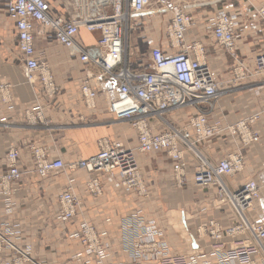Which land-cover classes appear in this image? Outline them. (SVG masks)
<instances>
[{"label":"built area","instance_id":"built-area-1","mask_svg":"<svg viewBox=\"0 0 264 264\" xmlns=\"http://www.w3.org/2000/svg\"><path fill=\"white\" fill-rule=\"evenodd\" d=\"M75 1V0H74ZM153 0H76L75 13L70 15L60 14L46 0H0L6 5V15L14 23V35L23 51V73L28 82H38L41 91L46 97H51L56 90L55 78L49 63L44 59L43 54L37 56L31 54L32 41L36 34L50 33L54 40L67 48H72L78 55L80 62L84 65L92 64L101 70L114 81V102L111 103V111L116 119H128L133 126L142 123L148 126L150 117H157L161 120L163 110H170L179 105L196 108L200 115L197 119L201 125H209L206 122V114L201 111L211 106L216 99V86L218 81L210 67L206 55V46L197 39H187V33L198 22L193 11L203 4L197 5H172L166 3L156 10H151ZM247 4L261 17L264 18V6L255 8L254 0H246ZM168 14L162 36L152 41L148 47L147 66L137 63L136 67L127 60L128 50L131 54L129 44V30L145 16L156 14ZM206 28L210 32L211 39L226 54L234 55L238 33L236 28L239 21L235 13L225 8L218 7L211 11L205 18ZM80 28L88 32H96L98 36L93 45L86 46L80 41L78 35ZM235 64L231 68L229 82L235 84L238 80L248 77L264 75V52L259 53L254 59V68L249 70L239 63L234 55ZM100 85L105 88L106 83L100 79L99 74L89 68H85L81 80L83 91V103L88 108H93L94 103L89 102L96 94L93 87ZM11 84L0 82V95H9ZM94 98V97H93ZM3 100V101H2ZM3 103L9 100L2 99ZM93 101V100H92ZM27 112V111H26ZM264 113V106L262 108ZM258 114L247 117L245 128L250 129ZM189 120L190 127L196 128L195 122ZM217 127L208 128L206 136L220 130L219 122H214ZM211 125V126H214ZM210 126V125H209ZM165 128V127H164ZM176 129L178 132H172ZM186 128L170 127L161 134H153L148 142L144 137L139 136L140 152L158 151L172 148L180 150L177 143L194 153L190 146V132ZM179 139V140H178ZM191 140V139H190ZM257 136L251 132L250 139L242 141L244 144L249 141H256ZM195 146L196 141H191ZM194 144V145H193ZM196 147V146H195ZM97 154L87 160L78 162H66L60 158L50 160L48 153H40L31 150L36 165V173L41 177L51 175H67L68 171L84 170L89 174L103 171L111 173L117 170L119 177L124 179L123 184L127 189L132 188L135 181V158L131 149L125 148L120 142L111 141L108 138H101L97 141ZM178 158L177 155H173ZM18 154L14 148H9L5 154L6 170L0 172V205L3 212L10 215L12 212L13 195L16 192V183L23 175L18 166ZM176 165V164H175ZM174 165V166H175ZM196 177L197 183L210 185L215 183L216 176L222 173H230L233 170L232 163L228 159L220 160L215 168L209 171L200 172ZM72 182L68 179V183ZM91 190L98 192L95 184H89ZM251 188V189H249ZM226 188L219 184L218 196L222 201L226 200L232 206L233 223L230 227H220L217 220L210 219L205 224L197 227L195 236L197 240L204 242L203 247L189 254L188 258L182 255L168 256L166 246L157 242L152 236V227H147V234L152 238L144 239L145 245L154 247V251L148 250L131 238H122L119 248L122 251H135L134 247H142L147 254L140 258L144 260L159 262L156 264H264V223L250 220L245 215L244 206L238 200L231 198V195L240 193L239 197L248 199L257 197L258 193L253 182L248 183L242 190L231 194ZM251 191L246 194L247 191ZM243 193V195L241 194ZM58 212L55 217L59 220L71 219L78 209V201L68 191H60L56 198ZM243 212V213H242ZM0 221V247L4 246L12 251V256L5 264H27L30 261L28 253L21 250L16 243L19 241L16 224ZM90 228L82 225L72 237H80L82 243L89 241L85 234ZM84 235V237H83ZM229 239V240H228ZM88 252H92L91 249ZM105 254L97 253L95 264H102ZM84 260V259H83ZM84 264H93L84 260Z\"/></svg>","mask_w":264,"mask_h":264},{"label":"crops","instance_id":"crops-1","mask_svg":"<svg viewBox=\"0 0 264 264\" xmlns=\"http://www.w3.org/2000/svg\"><path fill=\"white\" fill-rule=\"evenodd\" d=\"M47 1L52 6L55 3L62 11L67 8L62 6V0ZM165 3L203 4L193 11L198 22L188 31L187 39H197L205 44L210 67L220 86L224 87V93L215 104L217 115L231 122L259 108L264 103V75L238 80L234 85H230L229 80L231 68L235 64L234 55L240 64L252 70L255 57L264 52V18H261L246 0H167ZM253 5L255 8L262 7L264 0H254ZM218 7L237 15L239 24L236 31L239 36L234 55L224 53L211 39L206 28V16ZM12 23L11 21V25L0 33V82L12 85L13 95L12 107L0 102V172L6 170L5 153L13 146L19 151V164L24 174L15 185L12 213L4 216V208L0 205V216L8 219L12 217L13 221L21 224L25 231V241L32 243L33 257L38 262L69 264L72 262L73 252L80 248L79 243L69 237L76 228L79 218L59 221L53 212L56 194L58 190L64 189L68 176L75 177L74 187L81 202L83 217L105 230L106 239L112 246H116L124 217L137 208H142L146 217L155 218L163 224L172 257L185 255L191 249L203 247V241H194L192 238L194 236L191 231L194 232L195 224L198 222L212 217L225 225L232 220L229 209L217 205L212 190L197 191L190 181L181 186L173 185L170 161L163 153L137 154L140 170L149 191L146 199L122 191L108 178L103 181L104 195L95 199L84 191L78 171H68L66 176L60 174L38 179L31 171L33 162L28 153V144L31 142L49 148L51 157L72 161L95 154L98 150L96 143L98 138L106 137L134 147L137 144V134L127 122L115 120L105 110L101 93L94 109H87L77 101L76 94L85 68L99 74L100 79L109 87L115 85L114 81L102 74L98 67L82 64L73 50L56 42L50 33L35 35L31 54L33 56L43 54L52 68L58 91L52 100L41 98L44 107L42 121L36 125L24 122L21 118L22 109L34 105L35 94L40 87L38 82L31 84L24 76L22 68L24 54L14 35L15 27ZM97 36L98 33L88 32L84 28H80L78 35L82 44L86 46L93 45ZM189 113L190 109L184 108L167 116L182 122ZM255 128L259 132V141L256 143L239 147L230 138H213L200 145L212 159L228 151H240L244 155V171L228 179L231 187L238 186L250 178L258 183L264 181V118L255 125ZM165 192L169 194L166 195ZM171 192L174 194H170ZM169 212L171 214H168ZM167 214L170 219H165ZM247 215L257 222L264 223V191ZM172 223L185 228V233L190 237L188 244L180 240L177 228ZM114 248L111 254L114 264H131L128 258L116 249L117 247Z\"/></svg>","mask_w":264,"mask_h":264},{"label":"bare ground","instance_id":"bare-ground-1","mask_svg":"<svg viewBox=\"0 0 264 264\" xmlns=\"http://www.w3.org/2000/svg\"><path fill=\"white\" fill-rule=\"evenodd\" d=\"M72 1H73V4L75 5L76 0L75 1L72 0ZM153 1H155V0H153ZM159 1H161V0H157V2H159ZM172 5H177V4H172ZM5 8H6V5H5ZM65 48H67V47H65ZM67 49L73 50L72 48H67ZM29 83L34 84L36 82H33V83L29 82ZM230 85H232V84H230ZM39 87H40V84H39ZM54 87H56V90H55V93L51 97L44 96V94L41 91L42 88L40 87L38 93L35 94L34 105L31 108L22 109L21 118H22V120H24V122H26L27 124L36 125L37 122H40L43 120L42 116H43L44 107L41 103V98L48 100V101L52 100L56 96V93L58 91L56 84L54 85ZM11 88H12V85H11ZM115 89H116V87L115 88H114V86L109 87L107 84L105 85V88H102L100 85L93 87V90L96 94H94L92 96V98L88 99L91 104L94 103L93 108L92 107L88 108L83 103V100H82L83 99V91L81 89V83L78 87V92L76 94V97H77V101L80 102L81 104H83L87 109H94L95 107H97V98L99 96V93H101L103 95V100H104L103 103H104L105 110L109 114H111L115 120L126 121L136 131L137 144L134 147L126 146L123 144V142L118 141V140H111V141L120 142L125 148L131 149L133 151L134 158L136 161V163H135V166H136L135 177L136 178H135L134 184L132 185V188L127 189V186L123 184L124 179L122 177H119V173L117 170H113L111 173H105L103 171H98V172H94L92 174H89L86 171L79 169V170H77L79 172L78 176L82 178V187H83L85 192H87L91 197H93L95 199L102 197L104 195V183H103V181L105 180V178H108L115 185H118L122 191L134 193L138 198L146 199L149 196V191H148V188L146 187L145 182H144L143 177H142V172L140 170V164H139V161L137 160V153H141V154L163 153L164 156H166V158L170 161L172 180L177 186H181V185L186 184L190 181L193 186H195V187L197 186L201 190H206V192L209 190H212L213 191L212 196L217 201V205L220 207L226 206L229 209V211L232 215L231 216L232 220H230L225 225H222V223H220V221L217 220L220 227H222V228L230 227V225H232L233 213L231 210L232 209L231 204L229 202H227L226 200L222 201L220 199V197L218 196L219 184L223 185L229 193L234 194V193L242 190L248 183L253 182L255 184V189L258 193L257 197H254L252 199H251V197H249L248 199H246L244 197H239L240 193H236L234 195H231V198H234V197L240 198L238 201L241 204H243V203H245V201H247V203L243 209H245L244 213H245L246 217H248L247 212L254 207L255 202L260 199L261 194L264 191V181L262 183H258L255 179L250 178V179L245 180L244 182H242L238 186H232L231 187V185L228 183V179L233 178V177L241 174L244 171V167H245L244 155L240 151H228L225 154L217 157L216 159H212V158H210V156L207 153H205L202 150L200 145L211 140V139H213V138H222V139L223 138H230L239 147L258 142L259 141V132L255 128V125L260 120H262L264 118V113L262 112V108L264 106V103H262L259 108L254 109L253 111L247 113L246 115H244L242 117H239L235 121H231V122L225 121L224 119H222V117H219L215 111V109H216L215 104H216L217 100L221 97V95L224 93V87L222 88V86H220V84L217 83V86H216L217 97H216V99L213 100V104H211V106H207V107H205L206 110L201 111L204 114V116L206 114V118H207L206 122L208 121L210 126L209 125L204 126V125L199 124V120L197 118L200 115H198L199 112L196 110V108H193L191 106H184V105L183 106L179 105V107H176V108H173V109H170L167 111L163 110L161 113V116H160L161 120L157 117H150L148 119V122H149L148 126L146 125L144 127L142 125V123H138L137 125L133 126L128 119H116L114 113L111 111V103L114 102V99H115V97H112V95H114ZM2 99L9 100V102L3 103ZM0 102L3 104H9L10 107L13 106L12 105L13 104L12 89H11V92H9V95H0ZM184 108L190 109V113L185 118V120L182 122L176 121L175 119L167 116L168 114H172L174 111L184 109ZM254 114L255 115L258 114L257 118L252 123H250V125H249L250 129L247 128V130H246V128H245L246 119H247V117L254 115ZM193 118H195L193 120L195 122L194 127L196 128V125H197V127H199L198 130L192 129L190 127V124H188L189 120L191 121ZM214 122L220 123V124H218L220 127V130L213 133L211 136H206L207 129H205V127H208V128L217 127V125H214L215 124ZM211 125H214V126H211ZM169 126L170 127H172V126L178 127V129L186 128L189 130V131H186V132H190V139H191V140L189 139V142L191 144L188 147L192 148L194 153L190 150H187V149L184 150V148L181 146L180 142L177 143V147L180 150H183V152L179 151V150H174L172 148L161 149L158 151H150V152L138 151L139 150L138 149V147H139V136L144 137L145 142H148L152 137H154L153 134H161L165 129L168 130ZM172 132H178V131L176 129H173ZM251 132L256 134L257 140L256 141H249L248 143L244 144L242 141L245 142V141L249 140L250 136H251ZM102 138H106V137H102ZM99 139H101V138H98L97 141ZM97 141H96V143H97ZM191 141L197 142L195 144L196 147L192 146ZM12 148H14L18 154L17 163H18V166L20 168V171H23L20 167V164H19V151L16 147L12 146ZM30 149L31 150H37L38 152L43 153V154L48 153L50 160L55 159V158L62 159L61 157H51L50 152H49V148H46L43 145H37V144L31 142L30 144H28V153L30 152ZM96 154H97V152L95 154L89 156L88 158H76L75 160L66 161V162H76V161L78 162V160H87V159L95 156ZM173 155H177L178 158L177 159L174 158ZM29 156L31 157L32 162H33V164H32L33 167L31 169L32 173L38 179H44V178L50 177V176H46V177L39 176L34 169V167L36 165V161H34V159L32 158L31 155H29ZM224 159H228L231 161L234 171H232L230 173L219 174L214 179L216 182L212 183L208 186L201 185V184L197 183L196 177L199 175V172L196 171L197 168H201L200 172L209 171L210 168H215L218 165L219 161L224 160ZM63 161H65V160H63ZM72 171H76V170H72ZM23 174H24V172H23ZM22 176H21V178H22ZM21 178L18 180V182L21 180ZM68 179H70L72 182L68 183ZM74 181H75V177H73V176L67 177V181L65 183L64 189L58 190V193L56 194L55 203H54V207H53L54 208L53 212H54V216H55L58 212V206H57L56 198H57V195L60 193V191L61 192L62 191L70 192L74 197H76V199L79 203L76 214L73 217H71V219H67V220H75L76 218H79L77 220L76 228H74V230L69 234V237L76 240L79 243L80 248L73 252V254L71 256L72 262L69 264H75L76 262H80L81 264H84V262H83L84 260H89L91 263L95 264L94 258H96V260H97V253L98 252H103L105 254L104 261L102 262V264H114L112 261V257H111V254L113 253L112 243H110V241L108 239H106V231L102 230L99 227V225H97L94 222L87 220L82 215L83 213L81 210V202L79 200L78 194L76 193V190L74 187ZM91 183L95 184L97 186L98 192H94L91 190V187H89V184H91ZM249 189H251V188H249ZM251 191H254V190L247 191L246 194L250 193ZM241 194L243 195V193H241ZM204 209L205 208H203L202 211H204ZM3 214H4V212H3ZM4 216L7 217L9 215L4 214ZM1 219H6L7 222H12V223L16 224V229L19 231V233H18L19 241L16 243V245L21 250L26 251L28 253V257H29L30 261L27 262V264H42V263L38 262L33 257V245L31 242L25 241V235H24L25 231H24L23 227L21 226V224L19 222L13 221L12 217L10 219H8V218L0 216V221H3ZM210 219L216 220L215 218H212V217L207 218V219H204L202 224H205V222H207ZM249 219L252 221H255L251 218H249ZM57 220H59V219H57ZM67 220H59V221H67ZM255 222H257V221H255ZM259 223H261V222H259ZM202 224H200V225H202ZM82 225L90 228V231L85 234V237L87 239H89V241L85 242L84 244L82 243L80 237H78V236L72 237L71 236L73 233L76 234L78 232L79 227L81 228ZM200 225L195 224L194 235H195V231H196L197 227H199ZM147 227H152L153 239L156 240L157 242L164 243L166 246L167 255L171 256L170 255V246H169V243L165 237L162 224H160L159 221L155 218L146 217L143 213V209L137 208V209L133 210L130 214H128L124 217V219L121 223V227H120L119 238L116 240V247H117L116 249L119 250L120 252H122L128 258L129 263H131V264H142V262L144 260H142V258H140V257L144 254H147V251H145L142 247H134L135 251L136 252L138 251L139 253L135 254L133 252V255H132L131 251H126V252L122 251L119 248V243H120L122 238H131V239L135 240L137 243H139L140 245L144 246L148 250L149 253H152L154 251V247H152L151 245H145L146 243L144 242V239L152 238L151 234H149V233L147 234V232H146ZM83 237H84V235H83ZM194 239H196L195 236H194L193 240ZM89 249H91L92 252H88ZM200 249L201 248L191 249L183 257L188 258L189 254L195 253L194 251H198ZM12 255H13L12 251L8 250L4 246L0 247V256H1L0 264H5V262ZM156 261L158 263L159 258H157ZM156 261L146 260L144 263L152 264V263H156Z\"/></svg>","mask_w":264,"mask_h":264},{"label":"rangeland","instance_id":"rangeland-1","mask_svg":"<svg viewBox=\"0 0 264 264\" xmlns=\"http://www.w3.org/2000/svg\"><path fill=\"white\" fill-rule=\"evenodd\" d=\"M166 1L167 0H162L159 2H157V0L153 1L152 4L150 5L151 10H156V8L159 9L158 8L159 6H165ZM179 1H181V0H179ZM62 2H63L62 6L65 8L67 7L64 11L60 10L57 7V5L55 3H53V7L59 13L63 12L66 15H70L72 13H75L76 9H75V5L73 4L72 0H62ZM211 5H213V4H211ZM209 7L211 9L213 8L212 6H209ZM167 19H168V14H166V13H164V14L158 13L156 15L148 16V17L145 16L144 18H141L140 21L138 23H136L131 30H129V44H130L132 50H131L130 55H129L130 50H128L127 60L132 63L133 67H136L137 63H141V64H143L144 69L148 70V66L146 65L147 64L148 47L152 41H154L156 43L157 39L162 36L164 26L167 22ZM10 25H11V21L7 18V15L5 13V3L1 2V4H0V33H3L7 29V27H9ZM117 121L126 122V121H122V120H117ZM128 125L130 128H132L130 126V124H128ZM137 154H141V153H137ZM164 157L166 158V156H164ZM137 160L139 161L138 157H137ZM139 164H140V162H139ZM142 177H143V174H142ZM143 180H144V177H143ZM173 185L177 186L175 183H173ZM193 187L197 191L201 190L197 186L196 187L193 186ZM163 190L166 191V189H163ZM203 191L206 192V190H203ZM165 193H166V195L169 194L167 192H165ZM170 194H174V193L171 192ZM172 209L173 208H170V210H172ZM168 214H171V213L169 212ZM168 214L165 217V219L166 218L170 219V217H168ZM247 216L249 217V215H247ZM174 218L175 217L173 216L172 219H174ZM203 221L198 222L197 224L200 225V224H202ZM159 223H160V221H159ZM172 225L177 228L176 232L179 235L180 240H184V242L186 244H188L190 242V237L187 233H185V228L181 225H175L174 223H172ZM162 226H163V224H162ZM191 233L193 234V236H195L193 231H191ZM192 238H194V237H192ZM194 240L198 241L197 238ZM114 247H116V246H112L113 250L115 249ZM182 256H184V255H182Z\"/></svg>","mask_w":264,"mask_h":264}]
</instances>
